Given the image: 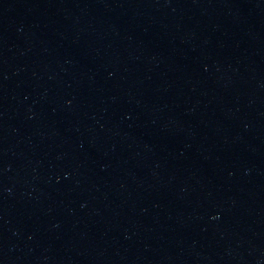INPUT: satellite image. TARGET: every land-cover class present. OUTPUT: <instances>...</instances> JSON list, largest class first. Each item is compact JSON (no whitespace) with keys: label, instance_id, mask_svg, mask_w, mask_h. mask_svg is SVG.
<instances>
[{"label":"water","instance_id":"obj_1","mask_svg":"<svg viewBox=\"0 0 264 264\" xmlns=\"http://www.w3.org/2000/svg\"><path fill=\"white\" fill-rule=\"evenodd\" d=\"M0 264H264V0H0Z\"/></svg>","mask_w":264,"mask_h":264}]
</instances>
